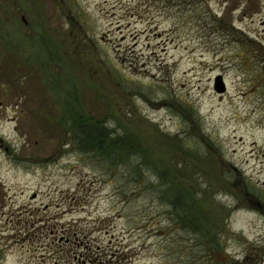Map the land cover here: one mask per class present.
I'll list each match as a JSON object with an SVG mask.
<instances>
[{
  "label": "rangeland",
  "instance_id": "1",
  "mask_svg": "<svg viewBox=\"0 0 264 264\" xmlns=\"http://www.w3.org/2000/svg\"><path fill=\"white\" fill-rule=\"evenodd\" d=\"M236 32L264 46V0H0V264H264V65ZM62 110L140 154L81 150Z\"/></svg>",
  "mask_w": 264,
  "mask_h": 264
},
{
  "label": "trees",
  "instance_id": "2",
  "mask_svg": "<svg viewBox=\"0 0 264 264\" xmlns=\"http://www.w3.org/2000/svg\"><path fill=\"white\" fill-rule=\"evenodd\" d=\"M236 33L241 36H239L242 43L241 45L245 46L247 52L245 58L252 59V57L258 56L259 59H261L260 63L264 65V46L241 32ZM62 113L59 123H64L65 125L66 120L71 123L69 126L74 129V139L81 150L94 151L97 155L106 158H112L118 155L130 157L137 153L140 154V149H135V145L130 143L127 145V140L121 136H112L101 122L87 119L84 117L85 115L83 113H78L75 110L72 111V113L62 110ZM177 192L178 193H176L171 200L172 204L175 206H179L178 204L183 203L182 198H184L179 190ZM194 202L195 199L193 198L192 204H194ZM196 232L199 233V229H197ZM256 255H252L253 258ZM245 259L248 262L253 261V259H249V256H245Z\"/></svg>",
  "mask_w": 264,
  "mask_h": 264
},
{
  "label": "water",
  "instance_id": "3",
  "mask_svg": "<svg viewBox=\"0 0 264 264\" xmlns=\"http://www.w3.org/2000/svg\"><path fill=\"white\" fill-rule=\"evenodd\" d=\"M214 89L215 91L222 93L225 91V85L220 76L216 77L214 80Z\"/></svg>",
  "mask_w": 264,
  "mask_h": 264
}]
</instances>
